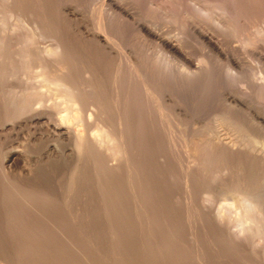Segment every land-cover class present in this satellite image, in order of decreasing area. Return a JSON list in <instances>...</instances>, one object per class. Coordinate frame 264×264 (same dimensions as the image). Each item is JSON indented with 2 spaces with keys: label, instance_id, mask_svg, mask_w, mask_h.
<instances>
[{
  "label": "bare ground",
  "instance_id": "bare-ground-1",
  "mask_svg": "<svg viewBox=\"0 0 264 264\" xmlns=\"http://www.w3.org/2000/svg\"><path fill=\"white\" fill-rule=\"evenodd\" d=\"M96 1L103 8L106 22H116L117 31L109 33L104 30L100 33L90 30L82 12L71 2L0 0V8H2L0 13L3 12L0 18V110L13 111L11 115L9 114L11 112L6 113L9 117L7 120L3 118L5 119L3 121L2 117L0 118V125L17 117L18 120H22L30 114L25 117V121L33 123L52 142L46 146L48 162L54 164L53 166L63 164L61 173L46 175L49 177H47L49 184H39V180L38 182L32 180V171L27 169L22 168L17 176L15 173L18 171L14 168L21 162V154L14 149L6 151L4 164H1L0 186L3 189L1 203L8 209V213L20 215L24 220L32 213L35 216L40 213L43 217L47 208L46 210L43 208L45 206L42 202L50 205L52 202L58 203V207L60 204L63 205L62 209L65 210H55H60L62 216L67 214L68 209L75 210L73 213L77 214L79 207L70 202L79 197L84 201H91L87 205L92 210L88 211L96 213L104 221L108 220L113 227L119 225L124 228L130 224L133 229L128 230H134L133 233L130 231L132 237L142 239V236L155 234L156 238H160V232L154 233L155 230L151 229L152 233L149 229L155 227L154 224L153 227L151 225L157 218L156 210L160 209L158 206L162 207L159 202L162 201L164 205L165 203L174 205L177 197L183 198L185 193L184 198L188 200V204H192L198 201L196 198L200 189L207 195L203 200H209L211 191L205 190L208 185L203 188L205 183H209L211 179L215 182L220 176L223 180L231 181L228 179L232 176L234 165L230 163V167V164L226 163L222 167L220 165L221 168L215 169L213 164L218 160L224 162L233 159L248 160L249 155H246L247 145H245L247 142L252 143L251 147L248 145L249 148L252 149L254 146L257 149L258 146L257 151L262 152L255 153L252 149L254 155L253 153L250 155L257 157L259 168L256 169H259L258 174L260 173L264 180V112L251 107L246 108L247 111L238 110L237 104H241L240 100L232 97L236 105L233 108L230 106L231 108L211 112L212 116L208 111L213 122L206 123L209 120L204 121L201 115L192 111L193 105L188 107L183 101L185 98L180 99L178 93L184 90L183 88L207 83L206 79L209 80L216 70L213 69L214 65H211L214 63L207 62L205 66H194L182 49L183 41L179 40L181 38L166 36V31H163L159 25L142 17L137 11L134 0ZM173 1L183 7L180 0ZM194 1L210 2V0ZM149 4L150 7L161 10L165 16L169 14L171 16L173 12L172 5L167 2L149 0ZM221 6L220 8L223 7ZM224 6L222 12L226 13L224 10L227 5ZM207 9L209 7L204 11H210ZM13 17L16 18L15 21L19 20L27 26L23 25L27 29L25 33L18 30L17 26L20 27V24H16L19 23L18 21L14 22L16 26L9 23L11 19L14 21ZM223 18L220 20L222 28L230 24L227 22L229 19L223 20ZM238 20L236 18V21ZM240 20L242 21L241 18ZM236 23L238 25V22ZM236 23L231 24L235 26ZM186 25L211 55L227 57V51L224 52L222 47L223 39L194 20H187ZM129 27L136 30L144 46L154 44L159 51L157 52L159 57L160 54L161 57L164 55L166 64L161 62L162 58L154 59L146 47L138 50L127 43L124 40L123 30H129ZM256 29L260 36H264L263 25ZM40 38L46 40L50 38L51 42L47 43V46L45 44L41 47L40 44V47H37L38 42L42 41ZM81 45L88 48V51L81 50ZM174 64H179L182 73L181 71L175 73L176 70L172 68ZM231 65L238 66L234 59H231L229 67ZM15 79H20L22 84L24 83L23 86L14 85ZM257 83L255 85L253 82L255 86ZM261 85L260 88L264 84ZM252 86L248 87L253 88ZM246 88L243 89L242 86L238 91L242 90L241 92L245 94L248 90ZM206 127H208L207 131H203ZM3 139L4 136L0 135V142H3ZM180 145L184 151L180 155L184 153L182 156L185 157L184 160L186 159L185 166L182 162L184 167L180 162V166L184 168L180 175L183 191L185 190L183 195L173 190L177 188L176 183L179 184L177 174L180 171L175 167L179 166L177 163L181 148L178 147L180 148L178 151L177 146ZM164 147L167 149L172 147V151L167 153ZM210 165H213V168ZM176 170L179 173H176ZM238 173L235 174L237 176L235 178H238L236 183L229 186V190L226 188L228 184L225 187L223 180L220 181L221 185L216 181L217 186L223 185L222 187L227 190L226 192L224 188V193L230 196L227 207L224 205L225 207L218 208L212 219L220 222L218 230L225 233L227 240L242 249L241 251L254 255L251 259L252 263L262 264L260 258L264 256V246L261 244L264 243V188L261 189L263 184L259 183L262 181L257 180L256 182L262 185L258 187L257 183L254 185L249 181L252 176L249 179L243 174L244 178H240L242 174ZM198 183L204 186L200 188ZM213 187L216 190L215 185ZM218 187L217 189H220ZM78 203L84 207L83 204ZM162 208L165 210L164 207ZM54 212L49 213L56 214ZM79 213L82 214L80 210ZM79 213L78 216L76 215L78 218L81 217ZM68 216L70 217L71 213ZM9 217L11 218V215ZM45 217L43 219L48 220ZM75 217L68 218L72 221L71 226L76 222L75 226L78 225ZM171 218L175 220V217ZM49 221L52 223L51 220ZM56 221L55 224L62 220L56 219ZM64 226L67 227L66 224ZM53 227L48 229H52L50 230L52 232ZM134 227H138V230ZM56 230L58 229H55V232ZM75 230L72 231L77 232ZM112 231L114 232L111 235L117 238L118 230L114 228ZM170 233L163 234L168 237ZM58 235L70 237V234L61 231V228ZM125 237L121 236V238Z\"/></svg>",
  "mask_w": 264,
  "mask_h": 264
},
{
  "label": "rangeland",
  "instance_id": "rangeland-1",
  "mask_svg": "<svg viewBox=\"0 0 264 264\" xmlns=\"http://www.w3.org/2000/svg\"><path fill=\"white\" fill-rule=\"evenodd\" d=\"M60 1L74 3L77 9L80 12H82L84 19L88 22L89 24L88 27L90 30L97 31L100 33H103L104 30H106L104 32H109V33H113L117 31L116 22L111 21L112 22L111 23L108 20H107L108 22H106L105 20L106 15L103 13L104 12L103 8H101V5L98 4V1L96 0H60ZM157 1L165 2V3L167 2L168 4L172 5L173 14L171 13V16L169 14L168 15L169 17L167 15L165 16L161 12V10H157L155 8L150 7L149 0H134L137 11L140 13L142 17L149 19L153 23L159 25L163 29V31H166L165 32L166 36H172L176 39L181 38L179 40H181V42L183 41L182 49L186 53V55L191 59L194 66H199V65L205 66L207 62L210 64L212 62L214 63L211 64L214 65L213 69L216 68V70H214L215 72H213L214 73L213 76H211L209 80L206 79L207 83L187 89L183 88L184 90L179 91L180 94L178 93V96L179 97L181 96L180 99L183 100L185 98L183 101L187 104V106L191 107L189 105H193L192 106L193 108L191 107V110L194 112L196 111L195 113L198 114L199 116L201 115V118L203 117L202 119L204 121L209 120L206 123L209 122L210 124L211 122H213L211 116L214 113V111L231 108V107L233 108L234 105H236V103L232 101V97H235L236 99L240 100L241 104H237L238 110L240 109L243 111H247L246 108L249 109L248 107H251V109L256 108L258 111L264 112V85H263L264 82H262L264 81V36H260V33L256 29L258 27L261 28L262 25L264 26L263 23L264 0H210V2L208 3L206 2L204 3L202 1H201L202 3L200 1L199 3L194 0H180L182 2L183 7L179 6L178 3H175L173 0H157ZM94 4L96 7L94 6ZM220 4L223 7H225L224 5L229 6V7L226 6V10H224V12L226 11V13L222 12L223 7ZM202 5L204 9L209 7V9L207 10L210 11L212 10L211 14L210 11L205 12L204 9L201 8ZM218 5H220L222 8H220V6ZM228 8L231 10H229ZM0 10L2 11V8H0ZM1 15H3V12L0 13V18ZM225 16L227 18H225ZM222 17H224L223 20L229 19L231 21L229 22V20H227V22L230 23L228 24V26H226L228 28L221 27L220 20H222ZM235 17L239 20L236 21ZM240 18L242 19V21L240 20ZM13 19L14 21L11 19V21L9 20V23H11L14 26V24L17 21L19 22V20L15 21L16 18L14 17ZM187 20H191V21L194 20L196 22L203 24L210 32H213L215 36L219 37L220 39H223L224 45L222 47H224L223 48L224 52L227 51V57L222 58V57H217L215 55H211L210 52H208V50L203 46V44H201L199 39L196 38L194 34H192V32H190V30L186 25ZM233 22L234 23L238 22V25L236 23L235 26H233L234 24H231ZM241 22H244L245 24ZM16 24L17 25L20 24V27L19 25L17 27L18 30L21 31V33H25L27 31V29L24 27L26 25L20 22ZM128 29L129 30H123L124 40L127 43H129L131 46L135 47L136 49L138 48V50L141 48L144 49L146 47L148 51L152 53L151 55H153L152 57L154 59L159 57L157 53L159 51L154 46V44H150V45L145 44L146 46H144V44H142L143 42L137 36L138 34L136 33V30L132 27H129ZM119 31L120 33H122L120 29ZM46 38L45 39L40 38L43 41V46H42V41L39 39L41 42H38L39 45H37V47H40V44L41 47H44L45 44H46L45 46H47L51 42L50 38L47 40ZM82 46L83 45L80 46L81 50L84 51L88 49ZM163 56L161 57L160 54L159 59L162 58L163 60H161V62H164L166 64L165 62L166 60L164 61ZM208 56H210L211 58L210 57L208 58ZM230 58L236 60L238 66L235 67L233 65L232 67L231 65L230 67L232 68H230L229 67V65L231 64ZM178 65L174 64L173 65L174 67L172 66V68H174L177 71V72L175 71V73L177 74L178 72L180 73V71L182 73V69L180 66L179 68ZM13 82H14L13 84L16 86L18 84L19 86H23L24 84V83L22 84V81L20 79H15L13 80ZM246 82L249 84L246 85L247 84ZM253 82H255V85L258 82L257 86H255ZM259 82H261L260 84H262L263 87L260 88ZM245 85L248 88V90L246 91L248 93L245 92L244 94L243 92H241L242 90L238 91L241 89L242 86L243 89L246 88ZM248 86H252L253 88ZM3 111L4 112L0 110V112L2 113V114L0 113L1 115L0 118L2 117L1 119L5 118L7 120L8 114L6 113L11 111L10 110H8L7 112H5V110ZM208 111H210V113L211 112L213 113L210 114ZM12 112L9 114L10 115L13 114ZM27 116H30V114H27ZM208 116H210V118ZM25 117L22 118V120L21 119L18 120L17 117L15 118V120L12 121L8 120L6 124H4L5 122H3L4 125H0V135L2 137L4 136L5 138L3 139V142H0V175H1V164L2 163L4 164L5 152L10 149H14L20 152L21 154V162L16 166V168H14V170L16 169V171H18V172L14 171L16 172L15 174L18 176V173L22 168L24 170L27 169L28 171H32L31 178L34 182H38L39 180L38 182L39 184L41 183L49 184V179H48L49 177L46 175L61 173L63 164L60 163L53 166L54 164L48 162V159L46 157L47 156L46 146L51 141H49L48 137H45L46 135L42 134V130L36 128L33 125V123L31 122L29 123V121L27 120L25 121ZM5 119H3V121ZM18 122H20L21 124ZM207 128L208 127L204 128L203 131H207ZM247 143H245V145H247L246 155H249V159L248 156H246V159L248 160L238 161L233 159V161L228 160L229 162L227 160L226 162L222 160L221 162L220 160H218L216 163L219 165H216V163L213 164L214 167H216L215 169L221 168L222 165L226 163L227 165H229L230 163H232V165L234 164L232 166L233 172L231 176L233 180L231 178L228 179L231 180L232 182L223 180L222 177L220 176L221 180L219 179L220 178L219 177L218 178L219 180L217 179L215 180V182L212 179H211L212 182H210L211 180L209 181L207 180L212 186L207 182H206L207 184L205 183V186L204 185L201 186V184L198 183V186L200 188H202L203 186H204L203 188H205L208 185V188L205 190L211 191V196L209 200L208 199L203 200L207 197V195L206 193L202 192L203 191L202 189H200L196 198L198 201L192 204L191 203L188 204V200L184 198L185 190L183 191V186H182L183 184L180 175H181V170L182 169L184 170L183 167L185 166L186 159L184 160L185 158L183 157L184 153L180 155V153H182L183 151V147L181 145L177 146L178 151L180 148L181 149L179 152V158L177 163L179 164V166L177 165L178 167L176 166L175 168H178V171H180V173L177 170L175 171L176 173L177 172L179 173L177 174L179 184L177 182L176 183L177 188L173 190L176 191L177 193H180L181 195H183L184 193V196L183 198L182 196L180 198L178 194L179 197H177L176 199L177 202H175L174 205L172 204L167 205L168 203H165L164 205L162 201L159 202V204L161 203L160 205H162V207H164L165 210L161 206H158L160 209H158L157 207L158 209L156 210L157 218L155 219L157 221L154 220L155 222L153 221L151 225V227H153L154 225L155 227L157 226L156 228H158V230L155 227L149 229L150 230L152 229L153 231L155 230L154 233L160 232L159 233L160 238H156L155 234H151V236H144V237L142 236L141 238L143 240L140 239V237L138 239L132 237L131 233H133L134 230L133 231L128 230L131 228L130 224H127L128 226H130L128 228L126 227L127 225L124 226V228L126 227L125 229L123 228V226L119 227V225L117 227L116 226L113 227L108 220L104 221L102 220V218L98 217L96 213L88 211V210L90 211L92 210L89 207V205H87L90 204L91 201L86 200L88 201L86 202L82 199H79V197L73 199V202H70V204L78 206L81 213L82 210H84L83 211L84 213L82 214H80L78 210V213L81 216L79 218L77 217L78 213L77 214L73 213L75 210L71 211L68 208H67L68 211L66 209L67 214L63 216L60 215L63 214L61 211L65 210L62 209L63 205H61L60 203H59L60 207H58L57 206L58 203L54 204V202L52 203L50 202L51 203L50 205L46 202L44 203L42 202L43 206H45L43 208L44 209L47 208V210L49 209L48 211L45 209L46 212L44 216L42 215L43 217H41V214L38 213L37 214L38 218H37V215L35 216L32 213V214H28L27 215L28 217L24 218V220H22L23 217H20V215L15 216L10 212L8 213V209L4 207L3 203H1L2 199H0L1 200L0 201V205H1L0 206V264H23V263L24 264L26 263L27 264H254L252 263L251 260L253 259L254 255L247 253L244 250L241 251L242 249L237 248V246L234 245L233 242L227 240L225 233H223L221 230H218L219 229L218 224L220 222L213 220L214 216L216 215V210L218 208H221V206L225 207L229 202L228 197L230 195L227 193L225 194L224 193L225 191L223 189L226 187V184H228L226 187L228 188L229 186L231 187V185H234L236 183L238 179L235 178L237 177L236 176L237 172H239L238 174H242L240 178H244L246 176L250 179V177L252 176L251 178L253 180L252 179L249 180L248 178L246 179L252 181L254 185L257 183L256 186L259 185L258 187H261L262 185L260 186V184H263L261 189L264 188V180L260 176V173L258 174L259 169H256V167L259 168L258 167L259 165L257 164L258 159L257 157L254 158L252 155H250L252 153L254 155V152L257 153L258 152L257 149L259 150V147L257 146L256 149L253 146L252 147V149L254 150L253 152V150L249 148L252 146V143L251 142H247ZM164 148H165L164 151L166 150L167 153H170V150L172 151L171 149L172 147L170 149L169 148L167 149L166 147ZM258 153L261 154L262 152L259 151ZM251 157H253V159L255 160L253 159L250 160ZM243 158H245L244 155ZM247 161H249L248 164L246 163ZM180 162L182 166L184 163L183 167L180 166ZM238 162H240L241 164H237ZM250 163L252 164L249 165ZM243 164L245 166H243ZM256 164L257 166H255ZM213 165H210V167L212 166L211 168H213ZM220 165L221 167H219ZM32 168L33 170H31ZM238 168L241 169L238 170ZM234 170L236 171L234 172ZM243 174L244 177H242ZM222 180L224 181L225 187H222L223 185L220 186L222 184V183L220 184V181ZM257 180L258 182L262 181V183L259 182L260 183L259 184L258 182H256ZM216 181L219 182L220 185L218 186L220 187V189H217L218 183ZM214 185L215 187L217 186L216 190L213 187ZM2 190L3 189L0 186V198H2L1 196ZM213 191L215 193H212ZM203 196L205 197L203 198ZM78 202H80L81 205L83 204L82 206L84 207H81ZM46 205H49L50 207L48 206L46 207ZM172 206H174V208H172ZM170 208L171 211H173L174 213L170 211ZM56 209H60L61 211L60 210L55 211ZM49 212H54L56 214ZM70 213L72 217H75L77 215L76 220H78V225L75 226L77 222L75 224L73 223L74 225L73 224L72 225L74 227L71 226L70 224L72 223L71 219L68 220V218H71V216L70 217L68 216V214L70 215ZM10 215L12 219L9 217ZM31 216L33 217V219ZM45 216H48V218H46ZM44 217L45 219L48 220H44L43 219ZM164 217L166 220L168 219L169 220L166 221ZM171 217H175V220ZM25 219L28 221H26ZM38 219L39 221L40 219L41 220L43 219L45 222L42 220L40 221L41 223H39ZM56 219L59 221L62 220L61 221L62 224L61 222H58L59 225H57L58 223L55 224V222H57ZM49 220H51L52 223ZM81 221L83 222L85 221V222L83 223ZM65 224L67 227L64 226ZM48 227L49 228L53 227V231L51 232L50 230L52 229L49 230ZM59 227L61 228V231H67V233L70 234V237L67 238L60 237L58 235V231H60ZM62 227L64 228L62 229ZM54 228L58 230H56L55 232ZM114 228L119 232V233L117 232L118 234L117 238L116 236L111 235L115 231V230L112 231V229ZM122 229L124 231H122ZM131 229H133V227ZM135 229L138 230V227H136ZM68 230L71 231V233ZM72 230L73 231L75 230L77 232H73ZM152 230L151 232L153 233ZM161 231L163 233L166 232V234L167 232L168 233L171 232L174 235L170 233V236L165 237ZM52 233L53 235H50ZM75 233L77 234L75 235ZM125 234L126 237L128 238L124 236ZM221 234H223V236ZM110 236L113 237V239ZM121 236L125 238H121ZM134 238L136 240H134ZM247 244L249 245V243ZM261 244L264 246V243ZM192 255H194V257ZM260 260L262 264H264V256H262Z\"/></svg>",
  "mask_w": 264,
  "mask_h": 264
}]
</instances>
